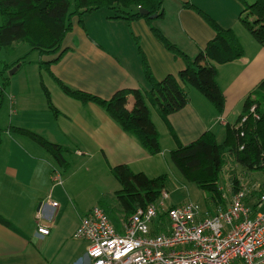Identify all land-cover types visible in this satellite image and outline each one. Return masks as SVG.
<instances>
[{
  "label": "crops",
  "instance_id": "1",
  "mask_svg": "<svg viewBox=\"0 0 264 264\" xmlns=\"http://www.w3.org/2000/svg\"><path fill=\"white\" fill-rule=\"evenodd\" d=\"M186 3L194 9L186 7ZM198 11L223 29L233 30L244 49V56L218 65L217 80L226 98L222 114L195 89H189V103L169 115L167 121L155 106H151L152 120L162 147V152L156 156L148 154L138 138L125 132L105 109L96 104H83L43 82L40 85L44 97L42 93L30 96V80L27 79L21 87L10 92L9 145L0 156V216L10 221L15 230L0 224V264H91L87 256L89 243L76 240L74 234L82 219L93 208L99 207L102 197L117 192H106L115 167L126 165L133 173H144L153 179L161 174L150 170L148 164L170 156L179 146L197 141L204 133L211 131L219 144L225 142L227 127L238 123L246 100L264 80V47L240 22L245 8L239 0H164V16L152 25L184 54L195 58L216 36ZM112 16V12L102 9L84 15L82 23L79 17H74L73 28L64 38L60 52L45 55L40 61L58 59L51 66L54 77L73 89L104 100L111 99L120 90H151L139 47L159 81L168 75L177 76L185 69V61L157 40L146 20L129 24ZM20 45H15V50ZM30 53L19 56L14 52L11 57L15 59L9 63ZM21 66L22 63L17 65V69ZM34 76L42 77L41 74ZM49 76L57 84L50 73ZM44 88L58 113L50 108ZM133 106L131 99L129 108ZM29 134L69 149V167L72 156L79 172L71 186L77 171L72 174L73 169L64 180L56 171L53 157ZM56 173L61 180L63 178L62 184L54 183ZM224 180L226 182L225 177ZM246 184L248 186V182ZM251 184L247 188L251 192L247 200L249 205L256 203L258 188H264V184L255 179ZM242 185L245 184L242 182ZM241 187L239 184L233 186L235 190ZM50 199L59 206L48 205ZM42 208L48 221L53 222L48 236L40 235L37 229L36 215Z\"/></svg>",
  "mask_w": 264,
  "mask_h": 264
},
{
  "label": "trees",
  "instance_id": "2",
  "mask_svg": "<svg viewBox=\"0 0 264 264\" xmlns=\"http://www.w3.org/2000/svg\"><path fill=\"white\" fill-rule=\"evenodd\" d=\"M239 1L244 5L247 13L241 17L240 22L256 42L264 47V0ZM185 5L194 9L190 3ZM142 8L148 13H140ZM102 9L112 12L113 19H123L129 24L146 20L157 40L174 55L181 57L186 67L177 76L168 75L159 81L153 76L148 60L139 47L144 74L151 90H120L111 99L104 100L73 89L54 77L51 66L58 59L50 62L40 61L41 68L49 71L66 96L83 104L93 103L105 109L125 132L138 138L151 156L162 152L160 134L152 120L151 106H155L160 116L167 121L169 115L182 110L189 103V89H195L214 105L219 114L224 112L226 98L217 80L218 65L233 62L244 56V49L238 36L233 30L223 29L208 15L198 11L214 29L216 36L203 51L195 58H191L152 25L155 20L164 16V0H73V3L71 0H0V52L5 50L11 57L14 55L15 45L27 43L31 52H38L41 57L56 55L61 50L64 38L73 28L74 17H79L82 23L84 15ZM136 41L138 42L137 39ZM25 58H19L12 63L0 60V97L10 83L7 74L15 66L25 64ZM44 91L50 108L58 113L51 103L48 90L44 88ZM131 99L134 100L132 109L129 108ZM262 105H264V80L254 95L246 100L242 114V116L247 114L255 106L259 119L249 117L241 130L229 125L226 140L222 144L218 143L213 132L208 131L197 141L186 146L181 145L170 154L172 162L184 178L210 193L211 203L215 206L223 202L220 182L227 153L249 170H264ZM241 132H244V136L240 135ZM29 135L62 168L69 167L67 160L69 149L50 143L37 135ZM242 146H244L243 150L240 149ZM113 174L120 183L121 189L102 197L98 206L107 213L115 227L121 230L122 224L126 223L138 209L145 208L161 198L167 188L168 178L162 175L152 179L144 173L135 174L126 165L115 167ZM233 183L237 185L239 181L234 180ZM0 224L15 230L12 223L2 216H0Z\"/></svg>",
  "mask_w": 264,
  "mask_h": 264
},
{
  "label": "built area",
  "instance_id": "3",
  "mask_svg": "<svg viewBox=\"0 0 264 264\" xmlns=\"http://www.w3.org/2000/svg\"><path fill=\"white\" fill-rule=\"evenodd\" d=\"M251 116L260 118L255 106L232 127L241 130ZM225 157L234 161L229 153ZM222 171L229 174L233 169ZM225 179L227 185H220L223 202L207 212L193 202L170 205V194L164 190L158 201L123 223L121 231L102 208H93L74 238L89 243L91 264H264V190L258 188L256 203L249 205L251 192L243 187L235 190L230 174ZM53 180L62 184L57 173ZM47 204L59 206L51 199ZM36 223L40 235L50 234L53 222L43 208Z\"/></svg>",
  "mask_w": 264,
  "mask_h": 264
},
{
  "label": "rangeland",
  "instance_id": "4",
  "mask_svg": "<svg viewBox=\"0 0 264 264\" xmlns=\"http://www.w3.org/2000/svg\"><path fill=\"white\" fill-rule=\"evenodd\" d=\"M248 1L253 2L254 0H248ZM71 2L73 3V0H71ZM246 14L247 13L244 12V16ZM248 33L250 34V32ZM30 50L31 48L29 44L22 43L19 47L16 48V50H14V52H16L17 55L19 54V56H23L27 54L28 52H31ZM14 59L15 57L10 58V56L5 50H2L0 52V60L2 61L10 62ZM40 59H41V56L39 55L38 52H31L30 54H28V56L26 55V58H25V63L26 62L28 63L22 64L20 69H17V66L14 67L7 74V76L10 79V83L6 87V90L3 96L0 97V156H2L5 153V149H7L9 145V142H8L9 133L8 132H10V129H11L10 127V104H9L10 92H13L15 87H21L22 83H24L26 79L27 81L30 80V82H28V90H29L28 95L30 96L35 95L33 93H42L41 95L42 97H44L43 90H42L43 88L41 89L40 82L41 83L43 82L45 85L50 86L52 89H55L57 91L60 89V87L57 84L51 81L47 70L45 68L40 67L39 65ZM12 71H15V72L11 74ZM36 74H41L42 75L41 79H38L37 77H35L34 75ZM261 109L264 113V105H262ZM38 149L40 151H43L42 148H38ZM69 162L71 163V168L69 167L70 169L68 168L66 170L61 168L60 165L56 162V171L62 174L64 180L66 179V177H68L69 173H71V171L75 169L76 167V159L73 160L72 156L69 157ZM148 165H149L150 170H154L155 172H160L159 173L161 174L160 176L162 175L167 176L168 181H167L166 190L170 194V200L168 201L170 205H180L185 202H193L199 205L201 209L205 212L213 208L214 204L211 203V199H210L211 194L202 190L197 184L186 180L184 176L182 175V173L179 171V169L172 162L171 157L169 155H166L165 158H160V159L157 158L155 162L150 163ZM224 166H225L224 168L229 167L233 169V171L229 172V174H230V181L234 187L238 186V184L235 185L233 183L234 180L235 181L239 180V187L242 186L243 188H246V189L249 188L248 186L252 185L251 182L254 179L257 183L264 184V170H256V171L249 170L245 168L244 166L240 165L238 162H236L235 159L234 161H230L228 160L227 157H225ZM77 170L78 168L73 170L72 174H74V172H76ZM78 173L79 172L77 171L75 175H73L70 186L71 184H73L75 180H77ZM229 174H227L226 171H222L220 185L222 186L226 185L224 177H228ZM248 174H250L252 177L251 176L248 177ZM113 176H112V180L110 181V185L107 186L106 192L118 191L121 189L120 183L115 178V176L114 177ZM87 180L90 183H93V180L91 179H87ZM246 180L248 182V186L246 184L247 183ZM242 182L245 185H242ZM98 185L100 186L99 183ZM65 186H67V182ZM100 188H103V186H101Z\"/></svg>",
  "mask_w": 264,
  "mask_h": 264
},
{
  "label": "water",
  "instance_id": "5",
  "mask_svg": "<svg viewBox=\"0 0 264 264\" xmlns=\"http://www.w3.org/2000/svg\"><path fill=\"white\" fill-rule=\"evenodd\" d=\"M140 13H142V14H147L148 13V11L146 10V9H140ZM15 71H12L11 72V74H13Z\"/></svg>",
  "mask_w": 264,
  "mask_h": 264
}]
</instances>
